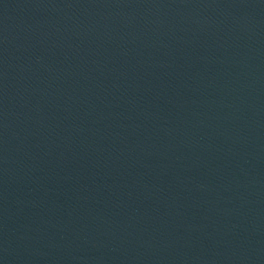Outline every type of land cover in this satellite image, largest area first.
Masks as SVG:
<instances>
[{
    "label": "water",
    "instance_id": "95a60500",
    "mask_svg": "<svg viewBox=\"0 0 264 264\" xmlns=\"http://www.w3.org/2000/svg\"><path fill=\"white\" fill-rule=\"evenodd\" d=\"M0 264H264V0H0Z\"/></svg>",
    "mask_w": 264,
    "mask_h": 264
}]
</instances>
